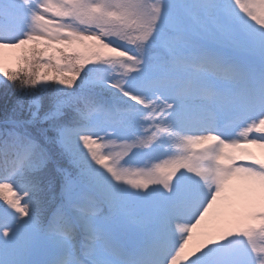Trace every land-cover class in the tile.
<instances>
[{"label": "snow or ice", "instance_id": "snow-or-ice-1", "mask_svg": "<svg viewBox=\"0 0 264 264\" xmlns=\"http://www.w3.org/2000/svg\"><path fill=\"white\" fill-rule=\"evenodd\" d=\"M0 89V264H264V0H0Z\"/></svg>", "mask_w": 264, "mask_h": 264}, {"label": "trees", "instance_id": "trees-1", "mask_svg": "<svg viewBox=\"0 0 264 264\" xmlns=\"http://www.w3.org/2000/svg\"><path fill=\"white\" fill-rule=\"evenodd\" d=\"M8 98H9V100H14V95L11 92H9ZM5 103H7V101L4 98L3 90L0 89V115H2V111H3V107H4Z\"/></svg>", "mask_w": 264, "mask_h": 264}, {"label": "rangeland", "instance_id": "rangeland-1", "mask_svg": "<svg viewBox=\"0 0 264 264\" xmlns=\"http://www.w3.org/2000/svg\"><path fill=\"white\" fill-rule=\"evenodd\" d=\"M11 67H15V65H11ZM254 150V149H253ZM257 152V151H256ZM257 154L259 155V152H257Z\"/></svg>", "mask_w": 264, "mask_h": 264}, {"label": "bare ground", "instance_id": "bare-ground-1", "mask_svg": "<svg viewBox=\"0 0 264 264\" xmlns=\"http://www.w3.org/2000/svg\"><path fill=\"white\" fill-rule=\"evenodd\" d=\"M254 151H257V152H259V150H258V149H254Z\"/></svg>", "mask_w": 264, "mask_h": 264}]
</instances>
